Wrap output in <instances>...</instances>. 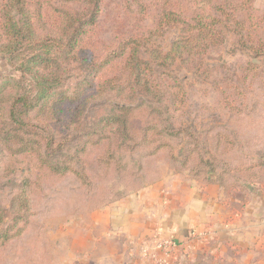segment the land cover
<instances>
[{"label": "rangeland", "instance_id": "374dc122", "mask_svg": "<svg viewBox=\"0 0 264 264\" xmlns=\"http://www.w3.org/2000/svg\"><path fill=\"white\" fill-rule=\"evenodd\" d=\"M162 2L102 0L101 13L90 37L91 54L104 60L125 38L156 28ZM224 2L174 0L172 6L183 17L216 16L214 5ZM235 2H245L246 9L239 16L247 21V28L260 45L261 57L254 59L240 50V37L226 31L225 45L211 48L200 57L168 62L167 69L156 68L155 76L164 92L182 91L185 95L182 111L174 113L170 122L178 129H190L193 137L171 141L155 134L157 143L166 140L170 147L159 152L149 145H140L133 153L116 150L122 165L129 164L119 177L113 169L108 171L105 164L99 166L100 151L88 147L85 154H80L84 143L96 140V135L81 140L72 132L75 127L66 129L61 136L73 142L71 157L75 158L69 164L85 172L81 179L75 173L47 174L40 170L32 177L26 170L25 159L12 156L18 147L0 143V264H110L104 256L108 247L96 246L95 240L101 242L106 238L103 231L111 233V220L117 209L132 206V199L159 183H181L183 188L196 184L202 194L212 190L214 199L225 207L226 202L241 210L250 203L264 206L259 198L264 196V0ZM78 5L70 7L75 9ZM186 34L184 27L170 25L162 36L152 39L151 48L170 54ZM200 41H194L192 52L199 50ZM13 73V68L0 57V77ZM74 78H79L77 71ZM68 86L75 88L74 82ZM110 100L124 103L119 97ZM101 102H95L84 115L90 126L87 132L92 131L96 120L89 112ZM1 107L5 105L0 100ZM143 114L145 118L137 115V123H169L166 117L159 121ZM4 121L0 118V129ZM73 121L78 126L79 118L70 119ZM173 156L177 159L173 160ZM166 239L171 238H158L154 244ZM189 242L177 243L176 252L187 251ZM153 253L161 256L159 252ZM151 254V264H157Z\"/></svg>", "mask_w": 264, "mask_h": 264}, {"label": "trees", "instance_id": "16d2710c", "mask_svg": "<svg viewBox=\"0 0 264 264\" xmlns=\"http://www.w3.org/2000/svg\"><path fill=\"white\" fill-rule=\"evenodd\" d=\"M162 1L156 28L125 38L110 57L102 60L91 54L90 41L102 0H0V57L15 72L0 77V100L5 105L0 108V118L5 120L0 143L18 147L12 156L25 159L28 175L33 177L40 170L47 174L75 173L80 179L85 176L84 171L70 166L75 160L71 157L73 142L61 136L64 130L75 127L72 132L81 140L97 137L87 140L80 154L93 147L100 151L99 166L105 164L108 171L113 169L122 177L120 173L127 171L129 164L122 165L116 150L133 153L138 146L149 145L159 152L170 147L167 139L193 137L190 129H178L170 122L174 113L182 111L185 95L182 91L164 92L157 82L156 68L167 69L168 62L200 57L211 48L225 45L226 31L240 37V50L254 59L261 57L260 45L247 21L239 16L246 9L245 2L239 5L235 0H225L214 5L216 16L183 17L173 8L174 0ZM75 3L79 5L72 9L70 4ZM170 25L184 27L186 36L170 54L152 50V39L162 36ZM200 39L199 50L192 52V44ZM76 71L79 78H74ZM70 82L75 88L68 86ZM113 97L124 103L110 102ZM95 102L101 104L89 112L96 120L92 131L87 132L90 126L84 115ZM143 113L159 121L166 117L169 123H137V115L145 118ZM76 117L78 126L70 122ZM155 134L166 140L157 143Z\"/></svg>", "mask_w": 264, "mask_h": 264}, {"label": "crops", "instance_id": "0c3cea01", "mask_svg": "<svg viewBox=\"0 0 264 264\" xmlns=\"http://www.w3.org/2000/svg\"><path fill=\"white\" fill-rule=\"evenodd\" d=\"M183 187L159 183L132 199V206L117 209L111 233L103 231L106 238L95 240L108 247L106 262L151 264L154 240L174 238L180 245L190 241V248L175 251L169 264H264V206L225 207L212 190L207 195L196 184ZM259 198L264 204V196ZM193 232L200 238L193 240Z\"/></svg>", "mask_w": 264, "mask_h": 264}, {"label": "built area", "instance_id": "2783aa9c", "mask_svg": "<svg viewBox=\"0 0 264 264\" xmlns=\"http://www.w3.org/2000/svg\"><path fill=\"white\" fill-rule=\"evenodd\" d=\"M193 237H198V235L193 232ZM177 249V242L171 238L166 239L164 241H158L156 243V249L155 252H159L161 256H158V254L153 253L152 258L155 260L157 264H169L170 258L175 254V251Z\"/></svg>", "mask_w": 264, "mask_h": 264}]
</instances>
